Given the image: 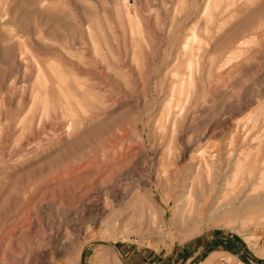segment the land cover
Listing matches in <instances>:
<instances>
[{
  "label": "rangeland",
  "instance_id": "rangeland-1",
  "mask_svg": "<svg viewBox=\"0 0 264 264\" xmlns=\"http://www.w3.org/2000/svg\"><path fill=\"white\" fill-rule=\"evenodd\" d=\"M0 264H264V0H0Z\"/></svg>",
  "mask_w": 264,
  "mask_h": 264
},
{
  "label": "bare ground",
  "instance_id": "bare-ground-1",
  "mask_svg": "<svg viewBox=\"0 0 264 264\" xmlns=\"http://www.w3.org/2000/svg\"><path fill=\"white\" fill-rule=\"evenodd\" d=\"M241 169V168H240ZM240 169H239V171H240ZM251 176V175H250ZM189 193H191V190L189 191Z\"/></svg>",
  "mask_w": 264,
  "mask_h": 264
}]
</instances>
